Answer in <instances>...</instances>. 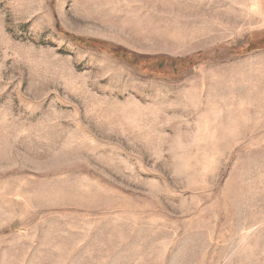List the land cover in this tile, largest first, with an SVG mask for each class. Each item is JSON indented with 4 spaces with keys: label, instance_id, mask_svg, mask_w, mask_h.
Segmentation results:
<instances>
[{
    "label": "rangeland",
    "instance_id": "rangeland-1",
    "mask_svg": "<svg viewBox=\"0 0 264 264\" xmlns=\"http://www.w3.org/2000/svg\"><path fill=\"white\" fill-rule=\"evenodd\" d=\"M0 264H264V0H0Z\"/></svg>",
    "mask_w": 264,
    "mask_h": 264
}]
</instances>
